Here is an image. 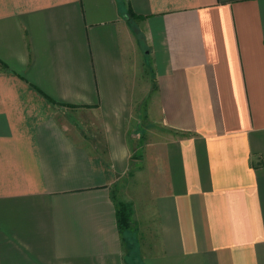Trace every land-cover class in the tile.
<instances>
[{
    "label": "crops",
    "instance_id": "0c3cea01",
    "mask_svg": "<svg viewBox=\"0 0 264 264\" xmlns=\"http://www.w3.org/2000/svg\"><path fill=\"white\" fill-rule=\"evenodd\" d=\"M122 177L141 264H264V0H0V264H127Z\"/></svg>",
    "mask_w": 264,
    "mask_h": 264
},
{
    "label": "rangeland",
    "instance_id": "374dc122",
    "mask_svg": "<svg viewBox=\"0 0 264 264\" xmlns=\"http://www.w3.org/2000/svg\"><path fill=\"white\" fill-rule=\"evenodd\" d=\"M138 56V57H137ZM142 57V52H138L135 55H133V63L136 64L138 67L139 65V59ZM139 72H135L133 75V84L135 85L136 83L140 84L144 82L145 79H143V75H139ZM145 77V76H144ZM147 78V75L146 77ZM143 79V80H142ZM139 89L140 88H136ZM135 90V88H134ZM139 107V106H137ZM130 125L132 127V132H131V137H130V153L133 158L136 160H139L143 158L145 154V147L147 144H155L157 141V132H159L158 127L153 124L150 121H146L145 119L142 118H132L130 120ZM138 167L134 166L133 170L138 171ZM134 178L131 177V179H127L125 181L124 177L120 178L117 183L112 187L113 194L115 195L116 198V203L121 202L119 199L123 197V195H129L132 191V188L138 187L139 183L137 180L133 181ZM128 204V203H126ZM128 228L131 230L132 226L131 223L129 222ZM133 230V229H132ZM127 230L124 234L123 237L129 242L131 245L130 247H126L125 251L128 253L127 255V264H141V254L139 255V246L137 245L135 240H138V234L136 232H128ZM135 239V240H134ZM125 240V241H126ZM124 241V242H125ZM136 243V245H135Z\"/></svg>",
    "mask_w": 264,
    "mask_h": 264
},
{
    "label": "trees",
    "instance_id": "16d2710c",
    "mask_svg": "<svg viewBox=\"0 0 264 264\" xmlns=\"http://www.w3.org/2000/svg\"><path fill=\"white\" fill-rule=\"evenodd\" d=\"M129 19L132 18V14H128ZM117 209H116V219H117V226L118 230L122 235L123 240H126L123 237V234L129 230L128 224L130 219V206L126 204L125 202H117L116 203Z\"/></svg>",
    "mask_w": 264,
    "mask_h": 264
}]
</instances>
